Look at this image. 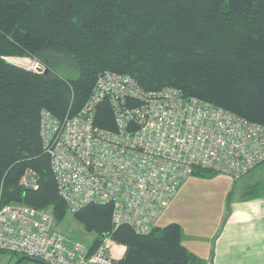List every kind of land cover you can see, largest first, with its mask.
I'll list each match as a JSON object with an SVG mask.
<instances>
[{
    "label": "trees",
    "instance_id": "16d2710c",
    "mask_svg": "<svg viewBox=\"0 0 264 264\" xmlns=\"http://www.w3.org/2000/svg\"><path fill=\"white\" fill-rule=\"evenodd\" d=\"M15 57L32 58L42 71L9 60ZM107 71L131 76L143 90L176 87L264 124V0H0V205L49 210L53 223L64 218L39 133L41 110L57 119L78 113ZM93 123L115 129L106 97L96 102ZM26 170L35 186L20 182ZM263 193L257 179L240 195ZM72 214L94 234L89 254L104 237L125 247L116 264H207L182 245L178 222L137 233L113 227L110 203Z\"/></svg>",
    "mask_w": 264,
    "mask_h": 264
},
{
    "label": "built area",
    "instance_id": "2783aa9c",
    "mask_svg": "<svg viewBox=\"0 0 264 264\" xmlns=\"http://www.w3.org/2000/svg\"><path fill=\"white\" fill-rule=\"evenodd\" d=\"M32 70L42 67L33 60ZM106 97L115 129L93 123ZM39 133L67 209L110 203L112 224L146 233L196 168L239 178L264 161V124L164 86L141 89L127 74L102 73L83 108L63 119L41 110ZM26 170L20 182L35 186ZM49 210L0 205V249L47 264H116L125 247L104 237L87 245L52 228ZM108 243V244H107ZM108 245L114 251L108 250Z\"/></svg>",
    "mask_w": 264,
    "mask_h": 264
},
{
    "label": "crops",
    "instance_id": "0c3cea01",
    "mask_svg": "<svg viewBox=\"0 0 264 264\" xmlns=\"http://www.w3.org/2000/svg\"><path fill=\"white\" fill-rule=\"evenodd\" d=\"M191 179L195 178L189 175L184 179L185 183ZM257 179L259 178L254 180ZM188 190H191V187H188ZM175 195L155 221L156 225L176 200L173 199ZM177 200L179 203L183 199L178 197ZM227 203L221 216L208 225V234L197 230L202 220L198 223L193 219L184 220L186 225L197 223L195 230L187 228L185 232L183 224L179 222L182 245L207 264H264V193L252 198H243L239 194L229 198ZM167 218L166 216L165 219Z\"/></svg>",
    "mask_w": 264,
    "mask_h": 264
},
{
    "label": "rangeland",
    "instance_id": "374dc122",
    "mask_svg": "<svg viewBox=\"0 0 264 264\" xmlns=\"http://www.w3.org/2000/svg\"><path fill=\"white\" fill-rule=\"evenodd\" d=\"M26 58V59H24ZM9 60L17 65L32 69L33 59L29 57H15ZM191 179L187 183L183 180L175 193L176 199L171 206L167 208L166 214L162 215L158 220L157 225L163 226L168 222H181L184 226V232L187 228L196 229V224L202 220L197 230L200 233L208 234V225L217 220L228 205L229 198H234L242 192L244 184L256 178L264 179V162L250 170L238 179H234L227 174H214L213 176H199L191 174ZM191 187V190H188ZM226 189V192H225ZM229 196V197H228ZM178 197L183 200L178 203ZM226 200V202H225ZM168 217L167 220L165 217ZM196 220L197 223L186 225L184 220ZM53 229L63 235L78 240L85 244L89 243L92 232H87L83 229L80 222L74 219L70 210L66 212L64 218L59 222H54ZM108 244V243H107ZM108 245V250L114 251V247ZM116 251V250H115ZM17 258L9 254H0V264H13ZM24 264H37L27 261Z\"/></svg>",
    "mask_w": 264,
    "mask_h": 264
},
{
    "label": "water",
    "instance_id": "95a60500",
    "mask_svg": "<svg viewBox=\"0 0 264 264\" xmlns=\"http://www.w3.org/2000/svg\"><path fill=\"white\" fill-rule=\"evenodd\" d=\"M23 259H27V260H30L32 262H35V263H38V264H47L45 261L43 260H40V259H37V258H33V257H29V256H26V255H21L19 256L15 262L13 264H19V262Z\"/></svg>",
    "mask_w": 264,
    "mask_h": 264
}]
</instances>
